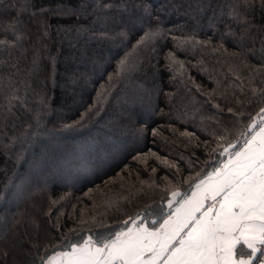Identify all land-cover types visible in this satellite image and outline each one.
<instances>
[{
    "label": "trees",
    "instance_id": "trees-1",
    "mask_svg": "<svg viewBox=\"0 0 264 264\" xmlns=\"http://www.w3.org/2000/svg\"><path fill=\"white\" fill-rule=\"evenodd\" d=\"M101 2L107 0H32L36 7L30 11L80 9L82 5L87 6V11L79 16L50 15L49 23L61 29L57 33L53 28L50 39L46 38L50 54L57 58L54 67L45 60L42 71L28 80L31 50L26 59L16 51L14 59L8 60L9 65L20 61L19 74L11 67H0V189L15 174L27 175L30 183L26 192L31 194L21 201L0 199V235L5 230L9 237L13 232L25 238L39 234L45 242L48 237H56L53 244L59 242L60 233L84 230L87 235V229L93 227V217L108 225L134 217L146 204H159L165 189L179 185L183 191L186 184L180 182L195 181L205 161L215 158L214 153L209 156L216 148L213 133L218 134L231 120L220 93L227 87L231 100L230 93L239 91L240 81L235 80L229 67L234 63L230 54L241 49L231 40L224 41L228 50L224 54L200 48L178 49L172 37L182 35L177 26H184L187 33L195 23L197 0H148L163 27L173 31L153 43L155 51L149 53L150 59L135 53L143 58L144 68L110 85L108 78L116 71L118 61L132 51L142 32L134 30L126 40L91 38L92 33L103 30L91 14L92 7ZM23 3L24 0H0V39L5 38L3 29L19 18L20 29L26 34L22 44L29 48L39 36L42 18L31 19L29 12L21 14ZM260 20L257 11L256 22ZM114 27L109 25L110 33ZM199 38L205 39L203 35ZM218 42L215 37L213 44ZM249 48L256 50L255 56L247 52ZM260 48L257 36L244 49L254 68L264 63L259 60ZM169 52L184 63L183 69L166 66ZM5 59L0 55V60ZM73 73H83V78L73 83ZM242 76L243 86L247 87V72ZM29 83L26 94L25 84ZM13 88L19 89L17 96L26 95V107L13 101L15 116L5 129L2 117L8 104L6 97ZM142 88L148 90L147 94L140 91ZM105 90L106 97L97 104V93ZM213 90L215 98L209 101L208 94ZM42 98L46 107H41ZM217 103L220 109L213 106ZM93 105L99 107V114L86 118L83 128L64 127L81 120ZM257 110L255 106L244 109L253 116ZM36 112L41 113L45 134L25 150L11 138L35 128ZM4 144L11 147L5 150ZM110 203H118L119 210L109 207ZM15 220L20 224L15 225ZM12 259L30 261L31 257L17 249Z\"/></svg>",
    "mask_w": 264,
    "mask_h": 264
},
{
    "label": "snow or ice",
    "instance_id": "snow-or-ice-1",
    "mask_svg": "<svg viewBox=\"0 0 264 264\" xmlns=\"http://www.w3.org/2000/svg\"><path fill=\"white\" fill-rule=\"evenodd\" d=\"M35 7L32 0H24L19 9L21 14L29 12L31 19L42 18L38 25L39 36L29 48L22 44L26 34L20 29L22 21L19 18L3 29L5 38L0 39V55L7 58L0 60V67H11L15 69V74L21 71L20 61L17 59L9 65L8 60L14 59L16 51L25 59L29 50L32 51L31 66L26 77L28 80L42 71L45 60L51 61L55 66L57 58L50 54L46 38L50 39L49 33L53 28L57 33L61 29L49 23L50 15L79 16L87 11L85 5L80 9L41 8L30 11ZM196 8L195 23L188 28L187 33L184 26H177L182 35L172 37L178 49L200 48L224 54L228 52L224 45L226 40H231L241 49L240 52L230 54L234 63L229 67L235 80L240 81V85H237L239 91L230 93L231 100L228 99L227 87L220 93L226 102L231 126L224 124L218 134L213 133L216 148L212 149L209 156L212 157L214 153L215 158L205 161L204 169L202 173H197L195 181L180 182L186 184L183 191L179 185L165 189L159 204H146L134 217L128 216L111 225L105 224L103 219L93 217V227L87 229V235L84 230H72L71 234L60 233L59 242L53 244L52 240L56 237H48L45 242V238L39 234L35 238H25L18 232H13L9 237L5 230L0 235V264H264V63L258 68L252 67L244 51L246 43L254 42L259 36V60L264 62V0H259V3L257 0H197ZM257 11L261 17L259 23L256 22ZM91 14L103 29L92 33L91 38L100 41L116 38L126 40L134 30L142 32L132 51L118 61L116 71L108 78L110 85L144 68L143 58L135 53L149 56L150 52L155 51L153 43L173 31L163 27L148 0H107L96 3ZM109 25L115 26L111 33ZM222 28L225 30L222 31ZM201 35L205 39H200ZM215 37L219 38V42L214 45ZM247 52L256 55L254 48H249ZM166 60L169 68L184 67V63L174 52H169ZM245 71L248 75L247 87L243 86L242 73ZM80 78H83V73L79 76L73 73L72 82L75 83ZM30 87V83L25 84L26 94ZM18 91L19 89L13 88L6 97L8 104L2 117L5 129L9 120L15 116L12 111L13 101L26 107V95L19 97L16 95ZM140 91L143 94L148 92L146 88ZM106 95L107 90L98 92L97 104ZM215 95L216 91L213 90L208 94V100H213ZM213 106L220 109L218 103ZM253 106L258 109L255 116L244 111ZM41 107H46L43 98ZM98 114L99 107L90 106L86 116L64 127L67 130L83 128L86 118ZM245 117L247 123H244ZM41 118V113L36 112L35 128L11 139L23 149H30L45 134ZM4 135H7L6 131ZM3 147L7 150L11 145L4 144ZM19 158L18 155L17 159ZM173 179H176L175 175ZM29 183L27 175L15 174L0 189V199L10 202L30 198L31 194L26 192ZM113 206L119 210L118 203L109 204V207ZM14 223L19 225L20 220H15ZM85 223L88 221H81V224ZM157 224L159 227H156ZM17 249L30 256L31 260L12 259Z\"/></svg>",
    "mask_w": 264,
    "mask_h": 264
},
{
    "label": "rangeland",
    "instance_id": "rangeland-1",
    "mask_svg": "<svg viewBox=\"0 0 264 264\" xmlns=\"http://www.w3.org/2000/svg\"><path fill=\"white\" fill-rule=\"evenodd\" d=\"M189 195H190V193H189ZM157 227H159V225Z\"/></svg>",
    "mask_w": 264,
    "mask_h": 264
},
{
    "label": "crops",
    "instance_id": "crops-1",
    "mask_svg": "<svg viewBox=\"0 0 264 264\" xmlns=\"http://www.w3.org/2000/svg\"><path fill=\"white\" fill-rule=\"evenodd\" d=\"M162 222H163V221H162ZM162 222H161V223H162Z\"/></svg>",
    "mask_w": 264,
    "mask_h": 264
}]
</instances>
